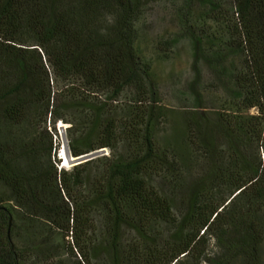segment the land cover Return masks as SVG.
<instances>
[{"label": "trees", "instance_id": "16d2710c", "mask_svg": "<svg viewBox=\"0 0 264 264\" xmlns=\"http://www.w3.org/2000/svg\"><path fill=\"white\" fill-rule=\"evenodd\" d=\"M155 1L0 0V264H264V0H197L201 27L179 9L193 108L164 142L174 112L137 48ZM61 122L73 157L112 155L58 168Z\"/></svg>", "mask_w": 264, "mask_h": 264}, {"label": "rangeland", "instance_id": "374dc122", "mask_svg": "<svg viewBox=\"0 0 264 264\" xmlns=\"http://www.w3.org/2000/svg\"><path fill=\"white\" fill-rule=\"evenodd\" d=\"M195 1L196 5L191 16V22L196 26L201 27L203 25L201 24L200 17L203 14L204 9L199 3H197V0ZM185 2L186 0H157L152 2L146 7L136 23L138 32V54L145 62L151 65L154 80L157 88H159L160 105L167 107L168 111H172V113L174 112L173 114L171 113L172 116L169 120H173L172 123H164L158 131V139L161 142H164L166 137L173 136V134L176 133V130L180 128L181 125H184L183 114L193 108L192 101H189L184 96V91L186 88H189V85L194 78V71L192 69V47L189 40L180 35L179 9ZM229 7V1L223 0L224 12L229 10ZM228 28L229 25L223 21L222 23H219V25L212 27V30H217L220 33V36H223L228 31ZM241 62L242 60H237L234 63L238 71L241 70ZM198 71L201 75V83L198 88L202 92L203 102L210 109L221 108L226 105L227 95L222 91L217 90V87L212 84V77L208 70L200 64ZM130 98L131 95L125 92L119 100L115 102V105L122 108L121 106L130 103ZM257 113V109H251L248 111V114ZM65 125L67 124H64V126ZM47 127L48 131L53 134L50 130L51 125L49 121ZM57 132L58 136L53 135V142L54 145L59 144V154H61L63 141L60 137L58 127ZM222 144L223 143H221V145ZM117 151L123 153V145L117 144ZM99 152L100 156L110 157L112 155L111 150L108 148L101 149ZM260 154L264 161V152L262 150L260 151ZM56 158L58 159V154ZM62 166L65 165H62V163L58 164V168H62ZM71 169L72 167H66L65 170ZM197 171H199V167H194L192 169V172ZM157 182L158 185H161L160 181L157 180ZM159 228L161 232L167 235L168 230L166 229V225H161ZM218 250L216 241L212 238L209 241L207 252L210 255H213L217 253ZM201 264H206V262H202Z\"/></svg>", "mask_w": 264, "mask_h": 264}, {"label": "water", "instance_id": "95a60500", "mask_svg": "<svg viewBox=\"0 0 264 264\" xmlns=\"http://www.w3.org/2000/svg\"><path fill=\"white\" fill-rule=\"evenodd\" d=\"M67 128H68V126H64L62 124H59V126H58L60 137H61V139L63 141V147L66 148V150H64V152L61 151V157H62V154H64V155L66 154V156H67V165L73 167V166H76V165L83 164V163H85L87 161L93 160V159H95V158L100 156V152L97 151V152H93V153L85 155V156H80V157H76V158L73 157L71 152H70L69 146H68V141L66 140V129ZM62 162H64V160Z\"/></svg>", "mask_w": 264, "mask_h": 264}, {"label": "bare ground", "instance_id": "6f19581e", "mask_svg": "<svg viewBox=\"0 0 264 264\" xmlns=\"http://www.w3.org/2000/svg\"><path fill=\"white\" fill-rule=\"evenodd\" d=\"M59 124H60V123H59ZM61 124L64 125V123H62V122H61ZM65 126H67V125H65ZM64 150H66V148H65V147H62L61 151L64 152ZM62 157H63V160H64L63 164H64L66 167H72V166L67 165V156H66V154H65V155L62 154ZM61 160H62V159H61ZM63 167H64V166H63Z\"/></svg>", "mask_w": 264, "mask_h": 264}, {"label": "clouds", "instance_id": "9594fccd", "mask_svg": "<svg viewBox=\"0 0 264 264\" xmlns=\"http://www.w3.org/2000/svg\"><path fill=\"white\" fill-rule=\"evenodd\" d=\"M59 156H60L59 158L62 159V161H63V158L61 157V154ZM62 165H63V162H62Z\"/></svg>", "mask_w": 264, "mask_h": 264}]
</instances>
